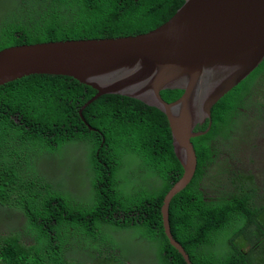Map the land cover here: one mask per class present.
<instances>
[{
	"label": "trees",
	"instance_id": "1",
	"mask_svg": "<svg viewBox=\"0 0 264 264\" xmlns=\"http://www.w3.org/2000/svg\"><path fill=\"white\" fill-rule=\"evenodd\" d=\"M184 4L185 0H0V52L25 44L148 33L170 21ZM97 93L67 76L32 75L0 85V208L25 215L28 238H4L0 264H87L86 255L93 264H119L102 257L118 253L121 240L128 249L123 264L137 236L159 251L163 264H188L170 246L163 228L164 198L183 175L166 113L118 93L89 103ZM167 95L176 99L181 90ZM231 105L240 107L230 109ZM211 113L210 137L251 134L264 121L256 119H264V63ZM229 113L237 115L231 118ZM192 142L197 154V138ZM72 145L80 146L84 169L91 172L57 179L43 158L58 160ZM200 174L198 168L189 186L174 198L173 237L194 264H237L233 253L220 263L205 253L226 234L236 203L211 204L207 230L198 233ZM88 182L91 186L83 188ZM145 200L157 204L158 211L144 214L140 206ZM72 250L80 254L79 260L68 258Z\"/></svg>",
	"mask_w": 264,
	"mask_h": 264
},
{
	"label": "water",
	"instance_id": "2",
	"mask_svg": "<svg viewBox=\"0 0 264 264\" xmlns=\"http://www.w3.org/2000/svg\"><path fill=\"white\" fill-rule=\"evenodd\" d=\"M263 61L264 0H185L170 21L148 33L5 49L0 52V85L32 75L67 76L98 90L89 103L118 93L163 110L184 170L165 198V233L194 264L173 239L168 204L195 176L192 139L211 128V109ZM167 90L184 93L167 102L162 95ZM207 118V129L195 130Z\"/></svg>",
	"mask_w": 264,
	"mask_h": 264
},
{
	"label": "flooded vegetation",
	"instance_id": "3",
	"mask_svg": "<svg viewBox=\"0 0 264 264\" xmlns=\"http://www.w3.org/2000/svg\"><path fill=\"white\" fill-rule=\"evenodd\" d=\"M167 91L162 93L167 102H175L184 93L181 91V95L173 99ZM239 107L231 105L230 109ZM229 114L231 118L237 115ZM256 119L259 123L264 120ZM205 123L206 120L198 122L197 131L206 130ZM208 132L197 137V170L201 169L197 179V203L201 233L207 230L211 204L217 207L224 200L236 204L230 211L235 216L226 234L220 235L215 248L205 253L213 255L217 263L224 255L233 253L237 264H264V137L258 135L264 133V121L252 129L251 134L239 132L227 138H216L207 135Z\"/></svg>",
	"mask_w": 264,
	"mask_h": 264
},
{
	"label": "rangeland",
	"instance_id": "4",
	"mask_svg": "<svg viewBox=\"0 0 264 264\" xmlns=\"http://www.w3.org/2000/svg\"><path fill=\"white\" fill-rule=\"evenodd\" d=\"M255 137V133L253 134ZM260 137H264V133L259 132ZM253 141V138L252 140ZM264 142V140H263ZM82 150L79 145H72L66 148V153L63 157L58 160L52 161L50 158H45V165L53 170L57 176V179L64 178L68 174H76L78 169L83 166ZM72 190V189H71ZM27 227V219L25 215L18 209L10 208H0V243L4 238H8L15 235H22L25 240L28 238L24 235V230ZM112 235V240L117 241L116 235ZM107 244L111 243L108 237H104ZM121 249L118 250L116 254H108L102 257L103 259L109 260L111 262H119L121 264V259L127 254L128 249L126 245L121 240ZM30 244V242H29ZM220 248V246H219ZM87 264H93L94 262L87 255ZM72 261H77L80 259V254L72 250L68 257ZM95 264H103L101 260H97ZM124 264H161L159 257L156 253L151 250L150 246L146 242L141 243V248L135 249L125 260Z\"/></svg>",
	"mask_w": 264,
	"mask_h": 264
},
{
	"label": "clouds",
	"instance_id": "5",
	"mask_svg": "<svg viewBox=\"0 0 264 264\" xmlns=\"http://www.w3.org/2000/svg\"><path fill=\"white\" fill-rule=\"evenodd\" d=\"M166 24V23H165ZM158 29V28H157ZM264 63V61L261 63V65ZM260 65V66H261ZM260 66L256 69V70H258L259 68H260ZM255 70V71H256ZM254 71V72H255ZM253 72V73H254ZM252 73V74H253ZM251 74V75H252ZM250 75V76H251ZM249 76V77H250ZM248 77V78H249ZM247 78V79H248ZM246 79V80H247ZM245 80V81H246ZM180 91V90H179ZM122 95H124V94H122ZM127 96H129V95H127ZM131 97H133V96H131ZM135 98H137V97H135ZM139 99V98H138ZM145 102V101H144ZM145 103H147V102H145ZM148 104V103H147ZM150 105V104H149ZM151 106H154V105H151ZM156 107V106H155ZM160 109V108H159ZM207 119H209V118H207ZM206 119V120H207ZM16 120L18 121L19 119L18 118H16ZM209 122H210V119H209ZM212 123H213V119H212ZM208 125H209V123H208ZM208 127V126H207ZM211 127H212V125H211ZM197 129V126L195 127V130ZM207 129V128H206ZM211 129V128H210ZM209 129V130H210ZM208 130V131H209ZM172 132V131H171ZM172 137H173V135H172ZM194 139V138H193ZM174 141V140H173ZM193 143V142H192ZM194 145V144H193ZM175 146V145H174ZM175 152H176V148H175ZM176 155H177V152H176ZM45 158H50V159H52L50 156H45L44 158H43V160L45 159ZM177 158H178V160H179V162L181 163V161H180V159H179V157H178V155H177ZM181 166H182V163H181ZM183 168V167H182ZM79 171H81V172H78V173H76L75 175H82V176H84V175H88V173L89 172H91V171H87V170H85L84 169V164H83V166L81 167V168H79L78 169ZM133 171V168H130L129 170H128V173H131ZM197 171V170H196ZM183 173H184V170H183ZM196 174V173H195ZM182 177V176H181ZM180 177V178H181ZM195 177V176H194ZM180 178L175 182V183H173V185L171 186V188L169 189V191L172 189V187L180 180ZM90 180H92V181H96V177H91L90 178ZM77 183H79V180H78V178L77 177H75V179H74V184H77ZM91 186V182H88L87 184H83V188H89ZM189 186V185H188ZM187 186V187H188ZM186 187V188H187ZM185 188V189H186ZM184 189V190H185ZM142 190V188L139 190V191H141ZM184 190H182L181 192H183ZM72 192L73 191H75L74 190V188H72V190H71ZM169 191H168V193H169ZM180 192V193H181ZM167 193V194H168ZM180 193H178L177 195H179ZM138 193H136L135 195H137ZM167 194H166V196H167ZM176 195V196H177ZM80 196V195H79ZM166 196H165V198H166ZM175 196V197H176ZM174 197V198H175ZM165 198H164V201H163V204H162V207H161V213H162V218H163V228H164V234H165V236H166V238H167V240L169 241V244H170V246L173 248V249H175L172 245H171V243H170V240L168 239V237H167V235H166V233H165V227H164V215H163V206H164V203H165ZM174 198L170 201V203L168 204V207H169V223H170V212H173V209H174V205L176 204V202H174ZM140 209H141V211L144 213V214H154V213H156L157 211H158V205L157 204H155L154 202H151V201H148V200H145L144 202H142V204H141V206H140ZM170 230H171V224H170ZM199 230H200V224H199V220H198V233H199ZM171 234H172V231H171ZM172 236H173V234H172ZM173 239L176 241V239L173 237ZM142 242H146L149 246H150V248H151V250H153L155 253H156V255L159 257V259H160V262H161V264H163V262H162V259H161V257H160V254H159V251L157 250V249H155L154 247H153V245H151V243L146 239V238H143V237H141V236H137V240H136V243H135V249H138V248H141V243ZM178 244H180L178 241H176ZM181 245V244H180ZM28 246H30V245H28ZM181 247L183 248V246L181 245ZM134 249V250H135ZM184 249V248H183ZM176 250V249H175ZM177 251V250H176ZM184 251L185 252H187L188 253V251L187 250H185L184 249ZM178 252V251H177ZM180 253V252H179ZM181 254V253H180ZM189 254V253H188ZM182 255V254H181ZM190 255V254H189ZM182 257H183V255H182ZM190 258H191V255H190ZM185 259H186V257H185ZM192 259V258H191ZM186 261H187V259H186ZM193 261V260H192ZM187 263H188V261H187ZM194 263V262H193ZM124 264V263H123ZM189 264V263H188Z\"/></svg>",
	"mask_w": 264,
	"mask_h": 264
}]
</instances>
